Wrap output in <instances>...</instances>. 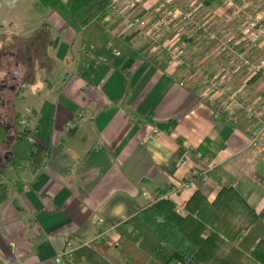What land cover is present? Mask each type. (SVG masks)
Masks as SVG:
<instances>
[{
  "label": "crops",
  "instance_id": "1",
  "mask_svg": "<svg viewBox=\"0 0 264 264\" xmlns=\"http://www.w3.org/2000/svg\"><path fill=\"white\" fill-rule=\"evenodd\" d=\"M111 2L106 20H118L111 35L131 37L134 49L148 40L164 70L105 47L78 72L79 36L58 15L37 0H0V69L22 103L15 109L14 96L11 113L25 115L19 129L46 152L41 167L10 166L3 153L14 132L8 146L0 145V264H53L67 242L93 239L70 264H124L116 227L199 159L210 168L208 180L174 196L175 207L196 191L213 202L227 182L264 224V131L261 150L248 145L264 117V44L244 37L251 22L264 23V0ZM174 3L186 17L172 22L187 39L179 46L164 36L169 26L147 33L136 22L149 28ZM244 57L263 62L254 81ZM209 81L216 84L212 92ZM170 121V134L158 130ZM186 149L190 163L180 165Z\"/></svg>",
  "mask_w": 264,
  "mask_h": 264
},
{
  "label": "trees",
  "instance_id": "2",
  "mask_svg": "<svg viewBox=\"0 0 264 264\" xmlns=\"http://www.w3.org/2000/svg\"><path fill=\"white\" fill-rule=\"evenodd\" d=\"M37 2L58 15L66 27L79 36L82 52L78 57V72L105 47L115 50L122 58L143 61L161 71L165 69V63L150 54L148 46L134 49L131 37L111 35L118 23V20L113 23L106 20L112 10L111 0ZM178 40L187 42L184 36ZM4 62L5 59L2 66ZM2 73L3 68L0 75ZM244 73L242 69L238 75ZM4 86L0 85V90ZM8 111L12 119L9 123L0 122V145L8 146L9 132H14L15 138L3 153L6 164L15 166L27 162L41 167L46 152L29 141L27 132L19 129L18 117L11 109ZM174 124L175 121H170L157 128L170 134ZM115 230L119 234V257L124 264H264V224L245 202L240 188L227 182L210 203L199 191L194 192L184 205V215L175 211L173 202L161 200L139 211Z\"/></svg>",
  "mask_w": 264,
  "mask_h": 264
},
{
  "label": "built area",
  "instance_id": "3",
  "mask_svg": "<svg viewBox=\"0 0 264 264\" xmlns=\"http://www.w3.org/2000/svg\"><path fill=\"white\" fill-rule=\"evenodd\" d=\"M175 19H186L185 16L181 14L180 11H177L174 7H167L163 9L162 15L154 19L152 17V20L154 22L149 28H145L148 23L145 20H136L137 24L141 27H144L145 31L147 33H156L157 31L163 29V27L168 26L171 24ZM244 37L248 40L250 44H255V43H263L264 44V23L260 22L259 20H255L251 22L248 26V28L244 31ZM115 55L118 56V53L115 52ZM242 65H245L248 67V72L249 76H255L258 72H260L261 67L263 65V62H250L247 57L242 58ZM208 89L209 91H214L216 89V84L213 81L208 82ZM27 112V111H26ZM24 119L19 120V125L20 126H25V120L26 117L25 115L23 116ZM154 130L153 132H155ZM264 131V117L261 116L258 121V126L256 129L250 134L249 140H248V145L251 148L261 150V146L259 144V138ZM29 141L33 142V139L31 137H28ZM199 163L196 165H191L188 168L187 174L184 176V178L176 181L173 184V187L164 193H156L153 194L152 196L147 195L144 193V195H147V198L151 202V204L161 201V200H169L172 201L173 197L179 194L180 192L186 191L190 188L191 184L194 181H200L205 183L208 180L209 177V172L210 168L206 167L204 165L203 160L199 159ZM190 163V157H189V152L186 149L182 159L180 160V165H188ZM175 211L179 214L184 213V207H175ZM93 240L89 241H84L79 244H72L70 242H67L64 246V248L57 252L56 255L53 258V264H70L72 257L74 253L85 247H90Z\"/></svg>",
  "mask_w": 264,
  "mask_h": 264
},
{
  "label": "rangeland",
  "instance_id": "4",
  "mask_svg": "<svg viewBox=\"0 0 264 264\" xmlns=\"http://www.w3.org/2000/svg\"><path fill=\"white\" fill-rule=\"evenodd\" d=\"M174 6H176V7H174L175 9H177L178 11L180 10L179 9V7H180V5H177V3H174L173 4ZM19 10L20 9H22L21 7H19L18 8ZM26 9V8H25ZM43 9V8H42ZM22 11V10H21ZM21 11H19V12H21ZM47 11V10H46ZM27 13H22L20 16H22V15H26ZM2 18V17H1ZM3 19V18H2ZM1 22V21H0ZM171 25V26H170ZM169 26V27H168ZM168 26H166V27H168L167 29H166V31H165V35L164 36H170V35H172L173 36V41L175 40V39H179V37L181 36V24L180 23H175V24H173L172 25V23L171 24H169ZM166 27H163V29L164 28H166ZM15 29H16V27H15ZM162 29V30H163ZM183 30V29H182ZM2 32H4V31H2ZM161 32V30L159 31V33ZM163 32V31H162ZM171 33V34H170ZM210 33H212L211 31H210ZM177 35V36H176ZM7 38H9V37H7ZM159 39H162L161 37H159L158 36V39L157 40H159ZM203 42V40L202 41H200V43H202ZM148 43V40H145L144 41V45H146V46H149V43ZM208 44H210L211 42L210 41H208L207 42ZM51 44H52V42H51ZM180 44H182L181 43V41H179V40H177V41H175L174 42V45L175 46H179ZM0 48H2L3 46H5V37L4 36H0ZM3 49V48H2ZM2 49H0V51L2 50ZM164 50V49H163ZM179 50H180V47H179ZM149 52H150V49H149ZM150 53H152V52H150ZM159 53H156V55H158ZM4 55V54H3ZM18 55H19V53H18ZM165 55H166V53H165ZM216 56V55H215ZM18 61H19V57H18ZM11 69V68H10ZM12 70V69H11ZM11 70H9V68H7L5 71L8 73H10V71ZM14 71V70H13ZM18 72L19 71H14V74L16 75V76H18ZM11 74H12V71H11ZM0 85H6L5 87H3L0 91V122H2V123H9L10 122V120L12 119V115L10 116L9 115V109H11L12 111H13V109H14V106H13V97L15 96V94H14V92H12V91H9L8 89H7V85H8V82H7V80H5V79H0ZM15 109H17V106H19V105H21L22 103H21V97L20 96H17L16 98H15ZM13 106V107H12ZM19 118H21V117H18L17 118V124H19L18 123V121H19Z\"/></svg>",
  "mask_w": 264,
  "mask_h": 264
},
{
  "label": "clouds",
  "instance_id": "5",
  "mask_svg": "<svg viewBox=\"0 0 264 264\" xmlns=\"http://www.w3.org/2000/svg\"><path fill=\"white\" fill-rule=\"evenodd\" d=\"M4 75H5V73H4ZM4 75H0V79H3Z\"/></svg>",
  "mask_w": 264,
  "mask_h": 264
}]
</instances>
